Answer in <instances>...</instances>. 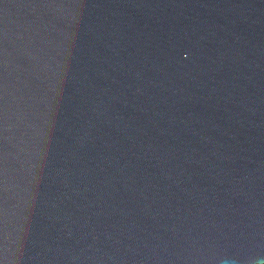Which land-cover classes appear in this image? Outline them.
Masks as SVG:
<instances>
[{"label": "water", "instance_id": "obj_1", "mask_svg": "<svg viewBox=\"0 0 264 264\" xmlns=\"http://www.w3.org/2000/svg\"><path fill=\"white\" fill-rule=\"evenodd\" d=\"M0 264H264V0H0Z\"/></svg>", "mask_w": 264, "mask_h": 264}]
</instances>
